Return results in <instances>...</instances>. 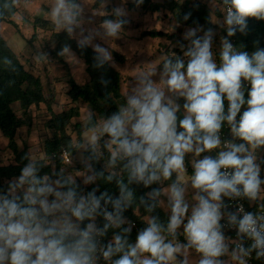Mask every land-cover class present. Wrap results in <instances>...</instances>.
Wrapping results in <instances>:
<instances>
[{
    "label": "clouds",
    "instance_id": "9594fccd",
    "mask_svg": "<svg viewBox=\"0 0 264 264\" xmlns=\"http://www.w3.org/2000/svg\"><path fill=\"white\" fill-rule=\"evenodd\" d=\"M225 3L231 5L226 17L229 36L235 34V26H239L240 31L244 30L247 17L264 19V0H225ZM74 7L69 6L66 0H56L51 13L53 20L57 24H73ZM105 26L107 34L114 36L121 24L106 21ZM68 30L71 31V27ZM195 35L196 30L193 29L187 32L186 38ZM67 50L64 49L65 52ZM96 51L105 59L109 58L105 49L97 46ZM185 55L189 57L186 69L182 60L175 64L168 61L164 65L166 79L161 80L163 87L186 101L183 107L187 115L179 121L183 131L177 132L176 112L179 106L171 100L165 102L163 87L151 80H142L136 94L128 97L127 108L104 124L103 130L112 138L111 143L117 145L113 162L118 154L129 158L127 166L130 167L131 178L142 181L146 186L158 180L159 174L167 179L172 172L183 171L186 153L195 151L199 156L202 152L219 148L221 140L218 133L225 120L231 125L232 133L253 148L264 145V50H257L250 57L247 52L234 51L233 45L224 40L221 65L217 67L212 58L209 30L203 38L192 40V46ZM242 79L250 82L251 90L248 108L237 124L235 118L245 103ZM225 98L228 101L227 115L224 114ZM92 140L95 141L96 137L93 136ZM225 148L229 150L220 151L215 159L205 156L198 160L191 177L192 187L207 193L206 197H197L199 202L184 225L189 246L203 254L200 264H220L217 258L227 251L219 231L222 196L243 194L255 199L261 183H264L259 178L254 157L238 155L246 151L243 144H226ZM34 173V167L28 165L22 170L18 184L13 186L28 183L24 195L27 207L18 203L16 197H0V264H5V261L9 264H93L92 254L96 250L92 241L94 226L89 224L79 230L67 217L51 222L46 217L57 211H70L72 216L82 221L93 216L103 196L98 199L89 193L87 199L81 197L77 201L74 190L57 192L46 181L37 179ZM241 185L242 189L238 187ZM49 195L56 197L51 203L47 200ZM123 199L122 189L121 199L114 202L115 216L104 213L109 222L122 223ZM170 200L172 214L168 229L174 234L183 223L188 205L184 202L183 189L175 184L171 186ZM37 204L39 209L35 207ZM41 211L44 217L40 216ZM231 221L235 223L236 217L232 216ZM107 227L105 225V229ZM238 229L239 233L247 234L255 241L253 248L264 249V224L258 230L252 214H245L239 220ZM70 235L78 238L66 242ZM114 239L115 247L109 245L103 251L105 259L124 248L125 242L120 236ZM129 249L114 264H166L179 251L178 246L165 243L154 220L138 234L135 245H130ZM240 252L244 253V249L241 248ZM138 253H148L150 258L133 259ZM257 254L264 255V252ZM233 258H237L235 253Z\"/></svg>",
    "mask_w": 264,
    "mask_h": 264
},
{
    "label": "trees",
    "instance_id": "16d2710c",
    "mask_svg": "<svg viewBox=\"0 0 264 264\" xmlns=\"http://www.w3.org/2000/svg\"><path fill=\"white\" fill-rule=\"evenodd\" d=\"M80 0H66L69 6H75L73 11L76 13ZM104 0H95L94 6L99 7ZM140 9L149 13H159L161 11L168 12L171 21H174L180 27L196 30L195 37L189 38L192 45V40L203 38L206 32L210 34L217 29L222 35L220 52L216 55L217 67L221 65L220 53L222 51L223 41L226 38H232L236 47L241 52H247L251 57L257 50H264V19L257 17H247L246 25L243 31H240L239 26L236 27L234 35H228V25L225 24L222 28H217L211 22V12L206 4L196 0H160L155 2L152 0H135ZM17 12L15 0H0V23H8L16 27L12 18ZM220 15V14H219ZM171 16V17H170ZM187 17V18H186ZM104 23L106 21L119 22L125 24V19L117 12L107 11V14L101 18ZM226 23V22H225ZM65 39V48L72 51L85 64V73L87 81L78 84L74 80L69 79L67 96L72 103L81 102L85 104L90 111L85 125V130L93 129L99 121L107 122L113 115L119 114L122 109L127 108V100L121 92L122 76L104 56L96 51L95 48L86 42H78L71 37L66 30L62 31ZM142 38H164L173 41V34H168L161 30L151 29L141 32ZM182 52L175 50V54L170 56L168 53L163 60V65L171 61L175 64L177 60H182L185 64V69L189 57L182 56ZM114 60L123 62V57L113 52ZM184 69H182L183 71ZM249 91L243 93L245 103L241 106L242 111L248 108L247 100L249 99ZM173 100L178 103L177 116V132L183 131L179 127V121L187 115L183 105L186 102L183 97L174 96ZM17 104L20 110V116L13 109V105ZM41 104H45L50 113V118L46 121V129L50 132V136L43 143V152L45 158L31 161L28 148L26 145L20 146L17 143L16 135L18 129L25 126L27 129L31 127V107L38 108ZM51 103L48 102L44 95L43 84L39 77L28 72L20 62L15 52L8 46L5 39L0 35V134L6 140V147L12 153V161L5 165H0V197L12 199L18 198L17 202L22 206L27 207L24 203L25 190L13 187L19 182V177L22 170L28 165H32L35 169L34 175L37 179L46 181L48 184L52 180H58L61 192H67L72 189L76 193V200L81 197H88L89 193L100 199L106 206L108 213L115 216L116 209L114 202L122 197L120 220L124 218L126 223L119 225L110 223L105 220L104 214L100 211L95 212L98 229L102 238L104 251L109 245L115 247V237L120 236L124 243V248L120 252H114L108 259H103V264H114L126 252L129 246L136 243L137 236L140 232L146 229L154 220L160 228V232L168 237V226L170 219L167 213L160 207L159 198L161 196L162 185L175 184L176 171L172 172L171 176L165 179L162 174L160 178L147 186L142 181H137L131 178V170L128 167L129 158L123 154H118L113 162V153L110 151L107 144L103 141L104 138L112 140V138L104 132L103 138L99 140L98 148L96 145H88L82 150V156L87 160L92 174V180L87 184H81L78 180H72L63 170V165L60 160H50L53 152L59 148H66L70 154H74L82 145V127L78 122L73 123V119L80 116L79 107L77 104L55 113L51 109ZM238 123V122H237ZM72 127L76 134V144H74L71 135L68 133V128ZM239 142L244 146L246 143L241 138ZM195 144V143H194ZM115 145V144H114ZM117 146V145H116ZM259 168V178L264 181V154L256 164ZM188 171V170H187ZM189 172V171H188ZM26 189L29 187L25 183ZM16 189V192H11ZM128 193H131L128 196ZM261 194V197H258ZM260 209L264 212V183H261L260 189L255 199L254 210ZM223 214V209H222ZM40 216L44 217L41 211ZM149 217L150 222H144V218ZM46 219L50 222L49 215ZM90 217L82 221L78 220V229L83 230L88 226ZM223 217L219 220V227ZM130 222L137 224L136 228L130 227ZM105 225L108 227L105 229ZM47 226V225H46ZM78 237L70 235L67 241H74ZM245 240L246 247L251 251V246L247 239ZM234 247V244L231 243ZM150 255V254H149ZM133 259H136L133 258Z\"/></svg>",
    "mask_w": 264,
    "mask_h": 264
},
{
    "label": "rangeland",
    "instance_id": "374dc122",
    "mask_svg": "<svg viewBox=\"0 0 264 264\" xmlns=\"http://www.w3.org/2000/svg\"><path fill=\"white\" fill-rule=\"evenodd\" d=\"M206 1L209 3L213 15L220 14L219 0ZM94 2L95 0H80L74 23L66 25L63 22L57 24L52 18L51 13L56 0H15L17 12L12 20L16 27L8 23H0V35L18 56L24 68L40 78L45 98L51 103L52 111L59 113L75 104L78 105L80 116L73 119L72 122H78L82 127V145L81 149L70 154L71 164L63 166V170L66 176L72 180H78L81 184H87L92 180L91 170L87 160L82 156V150L88 145H96L98 148L99 140L103 138L105 132L103 129L106 122L99 121L93 129L85 130L90 111L85 104L72 103L67 96L69 79L82 84L87 81V75L84 62L69 49L64 51L65 39L62 31L66 30L78 42H86L95 49L99 46L106 50L109 56L108 62L122 76L121 92L126 100L129 96L136 94L141 87L142 80H151L154 84L163 87L161 80L166 79L163 60L167 53L173 56L175 50H178L183 53V57L187 58L185 53L192 46L189 38H186L187 32L191 29L180 27L174 21H168L169 15L163 11L159 13L143 11L135 3V0H104L99 7H95ZM107 11L117 12L125 19V24L121 25L114 36L107 34L105 22L101 21ZM221 23V26H225L224 19L221 20ZM69 27H71V31L68 30ZM216 27L221 28L219 25ZM151 29L173 34L174 40L142 38L140 36L142 31ZM221 40L222 35L215 29L211 33V51L215 63L216 55L220 52ZM113 52L120 54L124 59L123 62L114 60ZM163 90L165 102L171 100L174 105H178L173 100L174 96H178V94L169 92L166 87H163ZM13 109L20 116L17 104L13 105ZM30 110L31 127L27 129L23 126L18 129L16 139L20 146L26 145L31 161H35L45 158L43 143L50 136L45 123L50 118V113L45 104H41L38 108L31 107ZM68 133L76 144V134L72 127L68 128ZM230 135L233 144H241L240 138L235 136L232 131H230ZM93 136L96 137L95 141L92 140ZM103 141L112 153L117 150V146L111 143V140L104 138ZM244 142L246 151L240 153V156L252 155L255 164H257L264 154V145L253 148L246 141ZM12 158V153L6 147V140L0 134V165L8 164ZM194 159V155L189 156L191 162ZM261 172L264 173V169ZM178 177H183V174H179ZM49 185L55 191L61 192L58 180H52ZM17 188L27 191L24 185ZM16 191V189L11 190V192ZM55 199V195L47 197L49 203ZM35 207L39 209L38 204ZM49 217L50 222L67 217L74 225L78 224V220L71 215L70 211H57ZM160 235L164 238L162 232ZM5 264H9V262L5 261Z\"/></svg>",
    "mask_w": 264,
    "mask_h": 264
},
{
    "label": "built area",
    "instance_id": "2783aa9c",
    "mask_svg": "<svg viewBox=\"0 0 264 264\" xmlns=\"http://www.w3.org/2000/svg\"><path fill=\"white\" fill-rule=\"evenodd\" d=\"M219 2H220L221 14L223 16L224 21L226 22V17H227V14H228V11H229L231 5L228 3H225V0H219ZM224 40H227L229 43H231L233 45L234 51L241 52L236 47L234 40L232 38H226ZM241 83H242V87H241L242 93H245L246 91L251 90V84L249 81L242 79ZM227 111H228V101L225 98L224 99V114L225 115H227ZM243 113H244V111H242V109H240V111L238 112V114L235 118L236 123L240 121V118L243 115ZM230 131H231V125H229L228 122L225 120L222 123L221 129L218 133L220 140H221L220 147L217 149H213L212 151H208L212 158H214V159L217 158L218 153L220 151L229 150L228 148H225V145L226 144H233V142L231 140ZM238 155H240V153ZM50 160L51 161L60 160L63 166H67V165L71 164V155L66 148L61 147V148H59L58 151L53 152L51 154ZM228 171L232 172L233 169H228ZM238 187H240L242 189V185L238 186ZM222 197H223V200H222V209H223V216L222 217H223V220H222L220 227H219L220 233L222 235L226 234V233L231 234V240H232V243L234 244V249L237 251L239 257L242 259L243 264H264V255H258L257 254L258 252H264V249L253 248L252 245L255 243V241L251 237H249L247 234L239 233V229H238L239 220H241L245 214H249V213L252 214L253 218L256 220L258 230H259V226L261 224H264V212H262L260 209H258L256 211L254 210L256 198L253 199V198H250V197L243 195V194H241L239 196L232 195V196H222ZM87 198L88 197H86V199ZM96 211H100L101 213L104 214L105 212H107L106 206L102 202H100V206ZM94 214L92 217H90V220L88 223V225L92 224L94 226V229H95V231L92 234V241L96 245V250L92 254L93 264H103L104 248L102 245L101 234H100V231L98 229L97 221L95 219ZM232 216L236 217L235 223H233L231 221ZM104 218H105V216H104ZM105 220L108 221L107 219H105ZM122 222L126 223L127 220L124 218L122 220ZM130 227L136 228L137 224L135 222H130ZM244 239H247V241L249 242V244L251 246V251L246 247ZM241 248L244 249V253H246V254L240 252Z\"/></svg>",
    "mask_w": 264,
    "mask_h": 264
},
{
    "label": "crops",
    "instance_id": "0c3cea01",
    "mask_svg": "<svg viewBox=\"0 0 264 264\" xmlns=\"http://www.w3.org/2000/svg\"><path fill=\"white\" fill-rule=\"evenodd\" d=\"M155 2H160V0H152ZM179 2H183L184 0H177ZM199 2H202L206 4V6L209 8L211 12V8L209 3L206 0H196ZM220 5V2H219ZM220 15L217 14V16L213 15L211 12V22L215 26L219 25L221 28L224 27L223 25L221 26V20H223V16L221 14V9L219 10ZM166 15H170L168 12H164ZM217 13V12H215ZM171 17V16H170ZM167 20L169 21L170 18L168 16ZM246 146V145H245ZM195 148V144H194ZM194 155L195 159L193 162L189 160V156ZM205 156L211 157L208 151L202 152L199 156L196 155L195 151L191 153H186L185 158H184V169L185 171H176L175 175V185L178 188L183 189V198L184 202L188 205V212L186 213L183 223L175 230V233H171L168 231V237L164 235V241L165 243H172L174 246L179 247V251L174 254V258L167 261L166 264H200V260L203 258V254L199 253L196 251L195 247L189 246L187 236L184 232V225L187 223L188 218L192 214V209L198 204V196H207L206 192H202L199 189L193 188L192 187V182H191V177L195 173V168L194 165L195 163L203 159ZM183 169V170H184ZM189 172H188V171ZM179 174H183V177H178ZM171 184L167 185H162L161 187V196L159 198V204L160 207L167 213L169 219L171 217V200H170V195H171ZM258 197H261V194H258ZM222 200L223 197L221 198L220 201V215L221 217L223 216L222 214ZM144 222L149 223L150 218L145 217ZM224 237V244L226 246L227 251L219 256L217 259L220 262V264H243L242 259L239 257L237 251L234 249L232 246V240H231V234L226 233L222 235ZM135 245V244H134ZM236 254L237 258H233V254ZM144 258H150V255L148 253H138L136 259L142 260Z\"/></svg>",
    "mask_w": 264,
    "mask_h": 264
}]
</instances>
